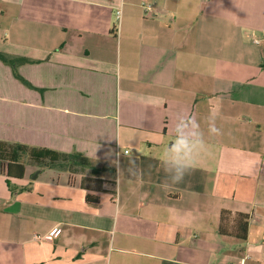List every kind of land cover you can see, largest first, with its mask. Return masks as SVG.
<instances>
[{"label": "crops", "instance_id": "crops-1", "mask_svg": "<svg viewBox=\"0 0 264 264\" xmlns=\"http://www.w3.org/2000/svg\"><path fill=\"white\" fill-rule=\"evenodd\" d=\"M0 54L31 86L0 61V142L95 169L0 161V264H264V0H0ZM179 115L205 144L172 184Z\"/></svg>", "mask_w": 264, "mask_h": 264}, {"label": "trees", "instance_id": "trees-1", "mask_svg": "<svg viewBox=\"0 0 264 264\" xmlns=\"http://www.w3.org/2000/svg\"><path fill=\"white\" fill-rule=\"evenodd\" d=\"M0 61L16 70V61L5 57L0 54ZM14 77L27 87L31 86L26 83L17 73L14 72ZM28 154L31 160L37 163L48 161V165H58L61 161L68 162L69 164H77L80 166L89 167L93 170L91 163L83 158L79 154H58L56 152L45 150V149H30L22 145H7L6 143L0 142V161L6 162V170L8 177L22 179L24 176V166L19 163V158ZM218 233L224 236H234L240 240H245L247 234V216L237 215L234 224L228 222V213L222 212L220 216V224L218 227Z\"/></svg>", "mask_w": 264, "mask_h": 264}, {"label": "clouds", "instance_id": "clouds-1", "mask_svg": "<svg viewBox=\"0 0 264 264\" xmlns=\"http://www.w3.org/2000/svg\"><path fill=\"white\" fill-rule=\"evenodd\" d=\"M216 119L217 113L213 111L208 122L210 135L222 134L221 129L216 126ZM173 131L174 139L162 154L160 163L171 183L178 184L191 170L195 157L204 146L205 140L199 122L191 116L179 115ZM132 164L134 167L135 162L133 161ZM135 174L133 172V175ZM168 186L167 182L162 185L164 188Z\"/></svg>", "mask_w": 264, "mask_h": 264}, {"label": "rangeland", "instance_id": "rangeland-1", "mask_svg": "<svg viewBox=\"0 0 264 264\" xmlns=\"http://www.w3.org/2000/svg\"><path fill=\"white\" fill-rule=\"evenodd\" d=\"M4 67H5V65H3ZM10 66H8V68H9ZM6 68V67H5ZM10 69H11V74L10 75H14V73H13V70H14V72L15 71H17V70H15V69H13L12 70V68L10 67ZM12 77V76H11ZM11 77H9V78H7L6 80H7V83L9 82V83H12L13 81H12V78ZM1 78H3V75L1 74ZM15 78V77H14ZM17 80V79H16ZM15 83V82H14ZM14 94V92L13 91H10V92H8V95L9 96H11V95H13ZM7 145H10V144H8V143H6ZM24 157H23V159H22V161L24 162V163H26V164H32L33 165V163L34 164H36L37 166H39V167H42V166H46L47 164H50L48 161H45V162H42V163H36V162H34L33 160H31L30 159V157L28 156V154H24L23 155ZM69 165V163L68 162H64V161H61L57 166H59L60 168L59 169H63V167H67ZM71 170H73L74 172H76V173H82V174H87V173H90V172H92V171H94V170H91L89 167H85V166H79V165H73L71 168H70ZM96 172H100V174L103 176V177H106V178H109L110 177V175H111V173L108 171V172H105V171H99V170H96Z\"/></svg>", "mask_w": 264, "mask_h": 264}, {"label": "built area", "instance_id": "built-area-1", "mask_svg": "<svg viewBox=\"0 0 264 264\" xmlns=\"http://www.w3.org/2000/svg\"><path fill=\"white\" fill-rule=\"evenodd\" d=\"M145 12H146V14H147V13L150 14V12H151V8L148 7V6L145 7ZM117 15H119V12L117 13ZM256 43H258V42L256 41ZM125 153H127V152H125ZM58 234H59V229H55V230H52V231H51L47 236H45L44 238L36 237V239L48 240V239H52V238H54V237H57Z\"/></svg>", "mask_w": 264, "mask_h": 264}]
</instances>
